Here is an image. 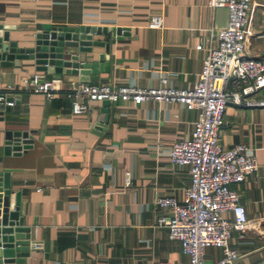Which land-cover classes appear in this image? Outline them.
Returning a JSON list of instances; mask_svg holds the SVG:
<instances>
[{
  "label": "crops",
  "instance_id": "0c3cea01",
  "mask_svg": "<svg viewBox=\"0 0 264 264\" xmlns=\"http://www.w3.org/2000/svg\"><path fill=\"white\" fill-rule=\"evenodd\" d=\"M246 56L264 61V0H250ZM161 24L148 26L152 16ZM227 22V8L206 0H0V25L16 47H32L35 34L80 24L121 28L91 33L90 51L79 59L95 62V72L38 70L30 57L0 58V89L13 103L0 113V173L10 200L17 193V215L36 249L7 264H150L165 260L188 264L178 241L156 226L166 210L159 196L181 197L189 175L167 156L172 142L190 135L198 109L177 102L95 101L89 113L74 114L70 99H48L20 87L35 72L58 78L65 89L76 82L190 87L200 69L203 49ZM102 55V59H99ZM63 69V68H62ZM257 96L264 97V86ZM219 141L250 147L256 168L234 185L248 227L233 230L228 245L235 264L264 259V106L226 105ZM26 132V148L2 151L3 132ZM126 174L128 182L125 181ZM221 250L208 246L206 261Z\"/></svg>",
  "mask_w": 264,
  "mask_h": 264
},
{
  "label": "built area",
  "instance_id": "2783aa9c",
  "mask_svg": "<svg viewBox=\"0 0 264 264\" xmlns=\"http://www.w3.org/2000/svg\"><path fill=\"white\" fill-rule=\"evenodd\" d=\"M209 7L227 8L226 25L213 33V41L203 49L200 69L190 87L164 85L141 87L131 84L109 85L104 83L76 82L65 89L58 78L45 77L35 72L22 76L20 87L41 93L50 99L63 93L70 99L74 114L89 113L95 101H129L139 103L153 100L162 103L177 102L198 109V117L192 124L190 135L177 139L167 149L173 165H185L189 180L181 197L159 196L153 201L164 208L154 224L166 228L169 238L178 241L188 264H235L237 252L228 245L233 230L243 237L248 227L244 206L234 187L256 168L254 153L244 143L223 146L219 141L226 105L238 107H262L264 97L257 96L264 86V61L244 54L250 19V0H206ZM148 26L161 24L160 16H152ZM7 85L0 89V102L5 100ZM125 181L128 182L126 174ZM221 250V256L213 261L203 257L205 247ZM150 264H171L155 260ZM264 264V259L257 263Z\"/></svg>",
  "mask_w": 264,
  "mask_h": 264
},
{
  "label": "water",
  "instance_id": "95a60500",
  "mask_svg": "<svg viewBox=\"0 0 264 264\" xmlns=\"http://www.w3.org/2000/svg\"><path fill=\"white\" fill-rule=\"evenodd\" d=\"M121 30L125 29L84 24L52 27L50 30L37 32L32 47H16L14 41L8 40L7 30L0 25V58L30 57L38 70H63L64 73L85 75L95 72V62L80 60L79 53L90 51L91 45L103 44L101 41L91 40V33L111 31L119 34ZM99 59H102V55H99ZM9 99L7 97L5 100ZM8 107L9 105L0 102V113ZM28 142L26 132L6 130L1 141L2 151L9 153L26 148ZM17 204V193L11 202L6 174L0 173V264L22 261L29 251L36 249L35 244L29 241L27 227L22 225L21 218L17 215Z\"/></svg>",
  "mask_w": 264,
  "mask_h": 264
}]
</instances>
